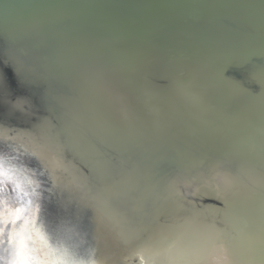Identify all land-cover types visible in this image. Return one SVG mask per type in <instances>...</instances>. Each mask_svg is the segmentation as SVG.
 <instances>
[{
	"label": "water",
	"instance_id": "water-1",
	"mask_svg": "<svg viewBox=\"0 0 264 264\" xmlns=\"http://www.w3.org/2000/svg\"><path fill=\"white\" fill-rule=\"evenodd\" d=\"M0 72V264H264V0H0Z\"/></svg>",
	"mask_w": 264,
	"mask_h": 264
},
{
	"label": "snow or ice",
	"instance_id": "snow-or-ice-1",
	"mask_svg": "<svg viewBox=\"0 0 264 264\" xmlns=\"http://www.w3.org/2000/svg\"><path fill=\"white\" fill-rule=\"evenodd\" d=\"M13 74L16 75L17 81L19 83H22L20 80L19 75L15 72V69H12ZM8 86L4 79L3 73L0 72V97H4L7 94ZM17 104L13 106V110L30 115L29 113H26L23 111L26 104L30 103L28 100V97L26 96H19L16 98ZM31 117L34 118L35 123H38L36 121V117L34 115H31ZM11 125H8L2 121H0V144H3L6 140V137L3 135L2 130L4 128H10ZM31 154L38 158L44 167L50 183L53 185V190H56L58 185L56 184L54 180V171L55 169H50L49 164L55 165V168L58 169L61 167V161L59 160L58 156L54 154V157L51 161L45 159L43 156L39 155L35 151H31ZM85 186L80 184L77 179H69L68 183L65 185V189L69 190L70 192H75L78 194L79 202L86 204L91 208V210L94 213V220L95 222L99 224H104L105 218L99 213L97 207H96V199L98 197L107 196L109 198H118L121 196V193L118 190L112 189V188H101L99 191H92V190H84ZM95 192V194H93ZM39 214V209L37 210V215ZM170 243V241H169ZM160 256L162 257V264H177V258L169 253V250L167 248L162 249L160 251Z\"/></svg>",
	"mask_w": 264,
	"mask_h": 264
},
{
	"label": "clouds",
	"instance_id": "clouds-1",
	"mask_svg": "<svg viewBox=\"0 0 264 264\" xmlns=\"http://www.w3.org/2000/svg\"><path fill=\"white\" fill-rule=\"evenodd\" d=\"M20 264H26V262L25 261H20Z\"/></svg>",
	"mask_w": 264,
	"mask_h": 264
}]
</instances>
